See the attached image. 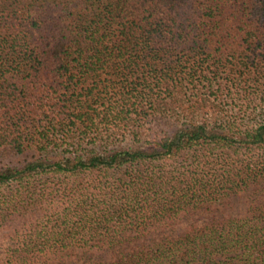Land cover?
Wrapping results in <instances>:
<instances>
[{
    "label": "trees",
    "instance_id": "1",
    "mask_svg": "<svg viewBox=\"0 0 264 264\" xmlns=\"http://www.w3.org/2000/svg\"><path fill=\"white\" fill-rule=\"evenodd\" d=\"M263 192L264 0H0V264H264Z\"/></svg>",
    "mask_w": 264,
    "mask_h": 264
},
{
    "label": "rangeland",
    "instance_id": "2",
    "mask_svg": "<svg viewBox=\"0 0 264 264\" xmlns=\"http://www.w3.org/2000/svg\"><path fill=\"white\" fill-rule=\"evenodd\" d=\"M248 193L237 198V197H226L218 204L213 205L209 209L198 211L193 213L185 218H183L180 222L165 228L160 234V236L172 238L184 232L187 228L195 226L200 227L207 222L210 221H218L224 220L228 218H237L244 215L246 209L249 206V202L252 201L253 198H247ZM264 201V192L255 198L254 204H260ZM28 223H26L27 225ZM159 232V231H158ZM6 233V231L0 233V244H5L6 239L2 236ZM157 233H153L151 238H155Z\"/></svg>",
    "mask_w": 264,
    "mask_h": 264
}]
</instances>
